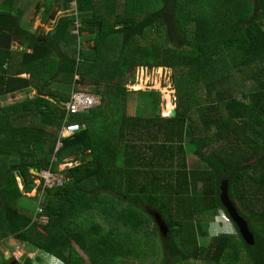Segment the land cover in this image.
<instances>
[{"label":"trees","instance_id":"1","mask_svg":"<svg viewBox=\"0 0 264 264\" xmlns=\"http://www.w3.org/2000/svg\"><path fill=\"white\" fill-rule=\"evenodd\" d=\"M71 1L63 0L66 9ZM163 1L164 8L159 0V10H146L140 20L131 0H77L79 12L94 13L87 22L101 25L94 34V54L78 53L76 38L68 31L72 16L37 40L34 52L24 53L18 65L11 62L12 40L3 39L0 96L41 86L40 92L49 98L27 97L0 109V178L7 176L6 189L0 191V241L14 236L32 251L50 254L64 264L86 262L77 247L94 264H264V0ZM109 16L112 26L103 27ZM248 17L249 21L242 20ZM18 19L3 24L0 18V25L12 32ZM106 31L123 34L118 48L103 45L98 50L99 37ZM92 63L94 69L88 66ZM135 67L173 70L179 102L176 117L127 114L128 95L160 112L159 101H153L159 93L128 91L126 81ZM23 74H30V79L18 77ZM76 74L81 82L97 85L91 90L100 92V103L72 117V123L84 124L85 129L60 138L66 117L62 103L70 99ZM245 79L254 81L249 90ZM112 87L118 92L113 93ZM186 137L195 148L194 157L214 173V180L205 178L209 185L203 194L188 193L190 186L198 192L197 175L204 172L188 170ZM210 146L213 151L207 155L203 151ZM89 152L94 158L88 161ZM79 154L80 166L60 169ZM13 155L21 160L13 161ZM48 169L60 172L65 182L49 188L48 202L42 201L43 213L50 218L42 224L47 230L43 234L24 200L34 198L33 205H39L42 194L29 195L37 186L32 171ZM223 179L254 233V244L246 242L219 198ZM214 206L233 221L236 235L208 233ZM149 208L161 213L167 235L159 231ZM13 210L25 219L15 217ZM95 217H104L106 224ZM195 218L203 221L202 230L196 228ZM155 233L161 246L155 244ZM3 257L0 264H9ZM13 261L17 260L10 264Z\"/></svg>","mask_w":264,"mask_h":264},{"label":"rangeland","instance_id":"2","mask_svg":"<svg viewBox=\"0 0 264 264\" xmlns=\"http://www.w3.org/2000/svg\"><path fill=\"white\" fill-rule=\"evenodd\" d=\"M31 0H9L11 5L13 6V9L15 11V8L17 9H21L23 11H26L28 9V5L25 2H29ZM204 1V0H203ZM214 1V0H213ZM2 0H0V4H1ZM120 3H125V4H130V2L126 3V1H119ZM189 4H194L195 0H187L185 1ZM163 3V8L165 7L166 2L162 0ZM196 3L202 4L200 1H196ZM151 4V5H150ZM204 5V4H202ZM131 8L133 11H135V13L138 14V17H140V20H142L145 17V12L146 10L148 11H154V10H159V0L157 2L154 1H148L145 2V0H142L141 2L139 0H131ZM253 18V16H252ZM250 17H248L247 19H242V20H248L249 21ZM112 20L113 18L109 16V19L106 18L105 20H103V27H111L112 26ZM127 21V20H125ZM102 27V28H103ZM190 34H193V25H190ZM94 33H98L97 32V28L95 29ZM123 37L122 33H119L117 35H110V32L106 31L104 32L103 35H101L99 37V41L102 43V45H100V47L98 48V50L103 49V45H107L109 47H111V45L115 48H118V40L120 38ZM161 42V40H159ZM145 44V42H144ZM94 54V51H93ZM88 65V64H87ZM91 66L94 69V63H92ZM136 68V67H135ZM133 69V71L131 72V75L128 77L127 81H126V87L128 89L129 92H136V91H143V92H157L160 94V97H158L156 94L153 97V101L154 103L158 100L159 101V111L155 109L150 108V106L146 105V102H142L141 100L142 98H137V96L132 97L130 95H128L127 98V114L130 116L136 115L137 112L142 111V114L145 116L150 117L153 114H158L160 113L162 117L164 116H172L173 111L175 110V107H178V97H177V90L174 84V72L172 69H163V68H154L152 70H149L148 67H138L139 69ZM38 80H40V78H37ZM240 80H242L240 78ZM80 81L76 79L75 83ZM78 82V83H79ZM245 89L249 90L251 89L252 85L254 84L253 80H247L245 79ZM82 84V88L85 89L84 87L88 88V90L93 86L92 84H86L84 85ZM97 85H94V87H96ZM137 86V87H136ZM140 89V90H139ZM112 92L117 93L118 92V88L117 87H112ZM34 94V93H33ZM114 95V94H112ZM27 97H31V96H27ZM22 101V100H21ZM100 103V102H99ZM98 103V105H99ZM170 106L171 110L169 111L168 107ZM200 137V136H199ZM190 141V137H186L184 144H186V156H187V165L189 167L188 170L190 171H199V170H203V174L202 175H197V177L199 178L200 182L197 185H200V187L196 188L198 190V192L194 191V187L190 186V190L188 191V193H190V196H193L195 194H203L208 190V183L206 182L205 178L209 179V180H214L213 176L214 173H212L211 171H209L208 169L205 168V166L203 165V163L198 159V157H194L193 155V150H195L194 147H192L188 142ZM218 147V145H217ZM213 151V147H208L205 148V150L203 151L204 153H206L207 155H209L211 152ZM15 160H19L20 156H13L12 157ZM17 158V159H16ZM180 158L179 155L175 156V161L177 162V160ZM9 159V158H8ZM87 159V158H86ZM21 160V159H20ZM54 160V158H53ZM67 162H69L68 164H71L72 161L74 160V157L68 158L66 160ZM71 162V163H70ZM67 165V164H66ZM65 165H62L60 167V169H64ZM50 170V169H48ZM44 170H42L41 172H36V171H32V173L35 174V176H37V178L35 179V181L37 182V185H39L41 183V175L42 172ZM210 172V173H209ZM7 177V176H6ZM6 177H2L0 178V191L1 188H3V190H5V185H4V181ZM196 177V176H195ZM22 178H19L20 181V185L21 188L23 189L24 184L22 183ZM188 185L189 182H188ZM221 188V187H220ZM35 195V191H33L30 196H34ZM185 196L187 198H189L188 194H185ZM201 196V195H199ZM30 198V197H29ZM33 199L32 201L27 199L24 200V204L27 205L29 207V209H32L34 207H36L35 205H33V201L34 204H36V199ZM194 206H199V202L198 201H194ZM100 215L97 214L96 217H99ZM215 213L210 215V218H215L214 221L212 222V225L208 228V233H210V235H217V234H235L236 235V230H235V225L230 218L224 214V210L223 209H219L217 212V216L215 217ZM97 220L100 221V223H104L106 224L104 217H100V218H96ZM47 219V218H46ZM196 220V228L197 229H201V224L202 222H200L197 218H195ZM207 224V222L203 223ZM234 225V226H233ZM181 226V224H180ZM159 229V228H158ZM202 230V229H201ZM160 231V229H159ZM168 231L166 232L165 235H167ZM156 234V233H155ZM162 239L160 238V236L158 234H156V241L155 244H158V246L162 244ZM74 245H76L74 243ZM1 248V245H0ZM14 248L11 249L10 254H12ZM77 250L83 255L84 259H86V262L84 264H94L86 255V253H84L79 247H77ZM26 251H31L28 247H26ZM26 252V253H27ZM20 255L22 253L19 252ZM31 256H33V258H35L36 260V264H64L62 261L58 260L57 258L51 256V255H47L44 252L41 253L40 251H36L35 254H30ZM46 255V256H45ZM6 256V254H5ZM40 256H42V259L40 258ZM130 257V255L128 256ZM11 259V258H9ZM142 264V263H140ZM150 264V263H148ZM154 264V263H152ZM157 264H160L157 263Z\"/></svg>","mask_w":264,"mask_h":264},{"label":"crops","instance_id":"3","mask_svg":"<svg viewBox=\"0 0 264 264\" xmlns=\"http://www.w3.org/2000/svg\"><path fill=\"white\" fill-rule=\"evenodd\" d=\"M100 1H104V0H94V2H96V3L100 2ZM25 3L28 5V9L26 11H23L20 8L19 9L15 8V11H14V9H13L14 5H11L8 2V0H2V2L0 4V18L4 19L2 21L3 24L5 23V20H9V19L15 18V17L18 19V17H19L18 21H15L12 25L13 29H14V31H12V32H8L5 30V28H7V25H4V26H2L3 24L0 25V48H2V41H3V39L6 38V36L12 40V43H11V49H12L11 62L13 64L18 65L21 63V61L23 62L24 61V58H22L23 54L24 53H33L35 47L37 46V42H38L37 40L47 36L64 19H66L69 16H72L76 19V16H75L76 11L79 14L81 25L78 28V32H77L75 30V25H74L75 19H74L73 24L69 26L68 31L76 38V45H77L78 53L79 52L82 53V51H84V50L85 51H94V48H95V46H94V34H95L94 33V28H95L94 23L95 22H94V20L87 22V19L92 18L94 16V13L93 12H87V13L79 12L77 9V0H72L69 3V5L71 6L70 9H66L64 7L63 0H31V1L25 2ZM75 3H76V6H74ZM96 22H99V21H96ZM100 29H101V25H100ZM100 29H99V31H100ZM22 32H25L26 36L22 37L21 36ZM79 60H81V59L79 57H77V62L81 63ZM5 68H8V67L5 66ZM18 77L30 79V74L19 75ZM76 79L77 80L80 79L79 75H77V74L75 75L73 83L70 86L71 94L73 91H77V92H83L86 94H94L97 96L100 95V92L94 93V91L91 90L92 88H94L93 83H91V82H79V81H77L75 83ZM82 84H84V85L92 84L93 86L88 90V88H86V87H84L85 89H83ZM64 85H65L64 91L67 93V84L65 83ZM40 89H41V86H39L38 88H36L35 86H32L30 88V90L25 92V93L22 91H14L13 93H11L9 95H2V96H0V109L4 108L6 106H9V105H14V104H17L19 102H22L27 98V96H31V97L39 96L42 98H49L48 94L41 93ZM67 102H64V103H67ZM64 103H62V104H64ZM79 114H85V113H79ZM75 115H77V114H75ZM65 116H66V111H65ZM73 116L74 115H72L69 118L70 123H72V117ZM78 124H81V123H78ZM81 125H84V124H81ZM13 156H16V155H13ZM93 158H94V156H93ZM13 161H15V159H13ZM59 174H60V172H59ZM18 175H17V178L19 180ZM60 175L63 176L62 174H60ZM22 179H23V177H22ZM22 183H23V180H22ZM19 184H20V181H19ZM20 187H21V185H20ZM23 187H25V185ZM23 190H25V188H23ZM33 191H35V194H36L37 186L33 189ZM47 193H45L40 198L39 204L41 201H43L44 204H46L48 202L49 194H47ZM30 194H31V192L29 193V195ZM219 198L221 200V189H220ZM0 201L3 202V198L1 197V193H0ZM221 202H222V200H221ZM33 203H34V201H33ZM222 204H223V202H222ZM38 206L39 205L37 203L36 207L29 209V212H30V214H33V216H34L33 222L38 224V230L43 234H47V230L43 225L47 224L49 222L50 218L48 215L42 213V221L38 222L36 220ZM22 209H23V212L28 214L27 213L28 210H26L25 208H22ZM214 209L216 211V213H215V215H216L219 208L214 206ZM13 214L18 219L19 218L25 219V217L22 215V213L20 211L13 210ZM0 245H1L0 262L2 260L4 261L3 255L6 254V260H10V261H8L9 264L13 259L12 258L8 259L7 256L10 254V251L12 248H14L13 251L18 250V249L22 250V255H24L27 252L26 247H28L25 243L20 242L14 236L8 237V238H3L0 241ZM29 249L31 251L27 252V254H28L27 259L33 258V256H31L30 254H33V253L35 254V252L37 251V250L32 251L33 250L32 248H29ZM45 254H47V253H45ZM47 255H50V254H47ZM17 262H19V261H16V262L13 261L14 264H16ZM21 263H24V262H21Z\"/></svg>","mask_w":264,"mask_h":264},{"label":"built area","instance_id":"4","mask_svg":"<svg viewBox=\"0 0 264 264\" xmlns=\"http://www.w3.org/2000/svg\"><path fill=\"white\" fill-rule=\"evenodd\" d=\"M76 6V3L75 5ZM75 13V12H74ZM76 19L74 22L75 30L78 32V28L81 25L80 17L78 12L75 13ZM100 102V97L94 94H86L83 92L73 91L70 97V100L67 103L62 104L63 108L66 111L65 122L61 129L60 138H67L75 135L76 133L85 129V125H81L78 123H70L69 118L72 115L85 113L89 110L93 109ZM41 183L44 184V188L40 189V184L37 185L36 194L44 195L47 193V190L51 187L57 185H63L65 182V178L59 174V172H54L53 170H44L41 175ZM41 195V197H42ZM42 201L40 202L37 210L36 220L38 222L42 221V213H43ZM20 249L13 252V257L19 259L20 258Z\"/></svg>","mask_w":264,"mask_h":264},{"label":"water","instance_id":"5","mask_svg":"<svg viewBox=\"0 0 264 264\" xmlns=\"http://www.w3.org/2000/svg\"><path fill=\"white\" fill-rule=\"evenodd\" d=\"M94 27L97 28V32H98L100 29V23L95 22ZM135 69L138 70L139 68L136 67ZM148 69L152 70L153 68L148 67ZM176 115H177V108L175 107V110L173 111L172 116H164V117L171 118V117H176ZM82 157H83L82 154L75 156L74 157L75 161H73L71 164L65 165L64 169H70V168L80 166L82 164ZM86 158H87V160L93 159L92 152H89L87 154ZM18 177L22 178V176L20 174L18 175ZM220 187H221L220 188L221 189V200H222L224 206L226 207V209L229 211L230 215L233 217L234 221H236V223L238 224L240 232L243 235V238L249 244H254L255 243L254 233L250 230L247 220L238 212L236 206L234 205L233 201L230 198L228 180L223 179L221 181ZM149 212L152 215V217H154L156 223L158 224L160 231L163 233V235H165L166 232L168 231V228L165 224V221H164L161 213L157 210H152L151 208H149ZM27 257H28V254L25 253L24 255L21 256L19 262H25L27 260ZM7 258H10V255H8Z\"/></svg>","mask_w":264,"mask_h":264},{"label":"clouds","instance_id":"6","mask_svg":"<svg viewBox=\"0 0 264 264\" xmlns=\"http://www.w3.org/2000/svg\"><path fill=\"white\" fill-rule=\"evenodd\" d=\"M32 192H33V191H32ZM32 192H31V193H32ZM37 195H38V194H35L34 196L36 197ZM219 209H221V208H219ZM217 212H218V211H217ZM216 216H217V214H216ZM216 216H215V217H216ZM15 251H17V250H15ZM13 252H14V251H13ZM13 252H12V254H13ZM20 252H21V250H20ZM12 254H9V255H10V258H12V259H14V260H17V261H19L20 258H21V256H22V253H21L20 258L17 259V258H14ZM8 259H9V258H8Z\"/></svg>","mask_w":264,"mask_h":264}]
</instances>
